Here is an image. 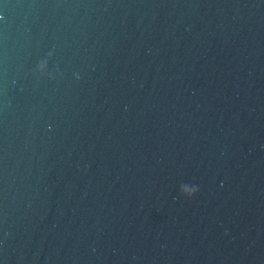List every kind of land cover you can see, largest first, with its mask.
Masks as SVG:
<instances>
[{
  "label": "water",
  "instance_id": "water-1",
  "mask_svg": "<svg viewBox=\"0 0 264 264\" xmlns=\"http://www.w3.org/2000/svg\"><path fill=\"white\" fill-rule=\"evenodd\" d=\"M0 264H264V0H0Z\"/></svg>",
  "mask_w": 264,
  "mask_h": 264
},
{
  "label": "clouds",
  "instance_id": "clouds-1",
  "mask_svg": "<svg viewBox=\"0 0 264 264\" xmlns=\"http://www.w3.org/2000/svg\"><path fill=\"white\" fill-rule=\"evenodd\" d=\"M52 56V53H49V56L48 58L50 59ZM48 68V61L47 60H43L40 62L39 64V73H44L45 72V69ZM48 75V73H47ZM75 78L77 80L80 79V76L78 74L75 75ZM199 191V188L195 185H187V184H183L181 185V192L182 194L187 197V198H193L197 195Z\"/></svg>",
  "mask_w": 264,
  "mask_h": 264
}]
</instances>
